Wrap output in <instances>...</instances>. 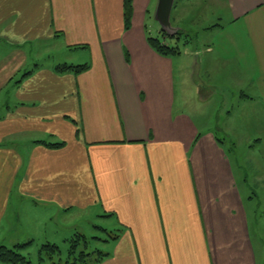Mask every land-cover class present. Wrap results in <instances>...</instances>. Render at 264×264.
<instances>
[{"label": "crops", "instance_id": "1", "mask_svg": "<svg viewBox=\"0 0 264 264\" xmlns=\"http://www.w3.org/2000/svg\"><path fill=\"white\" fill-rule=\"evenodd\" d=\"M185 1L175 28L196 9L210 36L163 56L158 0H132L128 29L124 0H0V232L69 244L87 213L115 221L98 264H264V0Z\"/></svg>", "mask_w": 264, "mask_h": 264}, {"label": "rangeland", "instance_id": "2", "mask_svg": "<svg viewBox=\"0 0 264 264\" xmlns=\"http://www.w3.org/2000/svg\"><path fill=\"white\" fill-rule=\"evenodd\" d=\"M184 2L186 1L185 0H175L174 7L176 6L178 7L180 4H185ZM199 11H204V9H201ZM196 13L197 11L195 9V14L194 13L191 14V15L194 14V17L192 19L191 17H189L187 21L185 22V24H183L182 26L183 29L185 30V34L179 37L181 41L178 44L179 49L182 51L200 49V45L202 44V41L209 38L210 36V34H208V32L205 29H207V27L213 24L210 23L211 21L208 22L206 20L200 19L196 15ZM173 14L171 15L170 22L175 28L176 24H174L173 22ZM151 35L153 36L154 39L159 40L161 43L166 41V44L168 46L174 45V43L172 44V42H176V41H170L166 39L165 41H163L162 37L160 36V33L159 35H155V34H151ZM185 41H187L188 43L185 44L184 43ZM61 52L62 51L60 50L58 46H54L53 50H50V48H47L44 50V53L41 52L35 64L39 66H44V65L50 66V65H53V63H62L64 58H66V56L64 55V58H63V55L60 54ZM69 59L70 61H76V58L74 57L72 53L69 55ZM186 65L187 64H184V66ZM188 74H189L188 71H186L185 69V72L180 77V86L182 87L183 90L191 89V84L190 82H188V78H187ZM219 137L222 139L221 136ZM232 143L233 142H228L227 140L225 142L228 148H229L228 145ZM236 145H237V148L235 150L232 149V151H229V155L232 161H236L235 167L237 169L238 167L243 168V171L240 172L239 174L241 175L243 173L248 178L250 177L252 178L251 176L252 159L250 157L251 154L245 149L244 144H242L241 142L236 141ZM249 158L251 160V164H250ZM7 175L8 174L6 173V177ZM19 178H20V175H19ZM19 178L16 179V182L19 180ZM12 182L15 184L14 178ZM16 186L17 185H15L11 189V194H10L11 197L18 196ZM18 217L24 218V215L20 216V214H18ZM69 225L70 227L72 226L77 227L74 230L73 229L70 230V238L68 241L69 244L68 243L63 244L62 238L60 237L59 238L51 237L49 235L43 234V232L39 233L38 235L34 234L32 236L31 235L25 236V234L20 230H16V229L9 230L8 228H6V229L1 230L0 232V246L2 243H4L5 246L3 247L7 249H12L16 246L15 243L21 244V243H25L24 241H27V240L33 241L31 245L27 247V248H32V249L24 250L22 254L24 256H27L31 260L32 263L36 264L38 262V257L40 253V249L38 248H42L43 246L48 245V243L52 245L53 243H57L61 251V254L59 256L60 261H59V258L57 257H53L52 260L56 263H58L59 261V263L62 262L60 264H64L66 259L68 258V250L70 248V243L73 240V238L75 239L76 235H80L85 238L86 242H88V248H89L88 252L94 251L93 252L94 254L92 255V257L96 258L97 257L96 251H100L102 254H105L107 252L109 243L111 241L110 238L114 236L112 230L116 229L114 220L109 221L103 218L101 219V218L93 216V214L89 215L87 213L77 215V217L70 220ZM101 229H109L111 232L109 231L107 233H104ZM24 232L28 234V231L26 229H24ZM64 233H67V232L65 231ZM103 241H107V242L104 243ZM80 248H83L82 243H80ZM45 260H48V259L45 258Z\"/></svg>", "mask_w": 264, "mask_h": 264}, {"label": "trees", "instance_id": "3", "mask_svg": "<svg viewBox=\"0 0 264 264\" xmlns=\"http://www.w3.org/2000/svg\"><path fill=\"white\" fill-rule=\"evenodd\" d=\"M132 0H124L123 3V16H124V26L125 29L130 27L131 18H132ZM182 35L181 32H178L175 36L171 37L164 33L162 30L160 31V36L162 39L170 40V41H179V37ZM149 44L153 48L155 52L163 56H171L178 54V48L175 46L164 45L157 39H149ZM87 69L86 66L79 67H71V66H61L57 68L58 72H68L71 71L75 74H79L84 72ZM47 148L50 149H61L65 145L64 143L57 144H45ZM111 240H115L116 238H110ZM100 241V240H99ZM102 241V240H101ZM105 242V241H103ZM80 243H82V247L80 248ZM28 244L25 245H16L12 249H7L5 247H0V264H31V260L22 254V252L26 249ZM88 242H86L85 238L76 235L75 239L70 243V248L68 250V258L66 259L64 264H89L91 263H100L103 261L107 255L102 254L100 251H96L97 257H92L94 251L88 252ZM60 254L61 251L58 247L54 245H45L41 248L38 262H46L49 261V264H60ZM53 257L59 258L58 263L52 260ZM47 258L48 260H45Z\"/></svg>", "mask_w": 264, "mask_h": 264}, {"label": "water", "instance_id": "4", "mask_svg": "<svg viewBox=\"0 0 264 264\" xmlns=\"http://www.w3.org/2000/svg\"><path fill=\"white\" fill-rule=\"evenodd\" d=\"M174 2L175 0H158L154 17L161 30L171 37L178 33V29L174 28L170 22Z\"/></svg>", "mask_w": 264, "mask_h": 264}]
</instances>
